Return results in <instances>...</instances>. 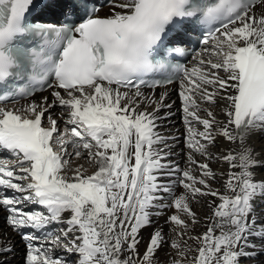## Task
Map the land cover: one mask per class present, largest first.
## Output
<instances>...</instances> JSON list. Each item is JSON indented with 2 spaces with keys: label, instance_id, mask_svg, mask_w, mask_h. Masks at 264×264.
<instances>
[{
  "label": "snow or ice",
  "instance_id": "6c2138e0",
  "mask_svg": "<svg viewBox=\"0 0 264 264\" xmlns=\"http://www.w3.org/2000/svg\"><path fill=\"white\" fill-rule=\"evenodd\" d=\"M47 6L0 0V98L45 88L51 97L0 106V153L15 157L0 156V208L25 242L23 264H161L156 253L165 245L164 264H264L257 259L264 257V172L257 171L264 160L250 142L264 132V0H108L103 17L92 0H71L59 25L28 19L33 7ZM185 22L214 29L202 43H211L203 51L215 60L198 53L192 66L172 63L184 49L173 46L170 30ZM172 77H179L183 169L164 163L171 153L158 149L167 139L158 121L172 115H159L172 107L168 93L157 100L141 90ZM144 101L151 111L141 110ZM221 102L223 120L213 110ZM220 137L236 147L214 157ZM84 154L96 171L77 166L68 175V158ZM213 159L228 164L219 174L227 176L223 193L211 186ZM156 173L179 174L185 191L157 203L173 182ZM197 195L219 203L209 204L207 231L189 236L197 223L189 198ZM29 204L35 207L26 210ZM164 208L176 210L165 219L173 235L157 225L141 252L140 232ZM12 252L10 241H0V264H10Z\"/></svg>",
  "mask_w": 264,
  "mask_h": 264
},
{
  "label": "bare ground",
  "instance_id": "6f19581e",
  "mask_svg": "<svg viewBox=\"0 0 264 264\" xmlns=\"http://www.w3.org/2000/svg\"><path fill=\"white\" fill-rule=\"evenodd\" d=\"M46 2L48 3L47 7H34V8L40 10L38 13H40L42 11L43 15L45 14V12H49L52 15H55L58 8H60L61 5H63V3L66 2V0H46ZM54 11H56V12L54 13ZM107 13H108V7H103L98 15L103 17ZM205 47H208L209 50H211V43H209L208 45H205L201 49V51L198 53H200L204 59L215 60L216 59L215 57H210L208 55V53H205L203 51ZM198 53H196L195 55H193L191 57L192 59L189 62L188 66H192V64L194 63L193 57L197 56ZM220 75L224 76L225 73L223 71H221ZM142 92L144 93L145 96H151V97H153V99H157V100L159 99V96L162 92L168 93V96L165 99L164 103L165 104H171L172 107H171V109H167V108L161 109L159 115L161 117H163L165 112H169V111L172 113V115H170L167 119H161L160 121H158L159 127L156 129V131H158L159 133H161L162 135H164L167 138L164 144H161L158 146V149H162V152H161L162 155L165 152L171 153V155H169L166 158V160L163 161L164 163H167L168 161H172L174 164L179 165V167L181 169L185 168L186 167V149H185V145H184V125L182 123V115L183 114H182V111L180 110L181 109V101H180L179 96H178L179 81H177L176 83H173V85L169 86L168 88L165 87V88H159V89H154V90H142ZM43 96H49V99H51V97L49 95V90H48L45 93H42L39 95H34L33 97L28 98L27 100L22 101L18 104L6 105V107L11 108V107L15 106L16 108H19L22 105L30 102L31 100H35V101L39 102ZM222 106H223V102L218 104L213 109L214 111H216L218 113L217 119H219V120L224 119L223 114L220 113V108ZM145 107H147L148 111H151L152 107H154V105H149L148 101H144L141 104V110H144ZM204 107H207V105H204ZM61 111H62V109H60V108H54L51 110V114H54L56 112V115L58 116L61 113ZM201 115L203 116L205 114L203 112H201ZM45 123H46V120H45ZM194 126L197 128H200L202 130V126H200V125H194ZM62 127H63V125H61V128ZM173 137H175V139H173ZM250 142H254L255 151L260 153V155L257 157V159L264 160V132H259V133L255 134V136L252 138V141H250ZM233 147H236V145L228 144L222 137H220L217 139L216 145L214 147L210 148V151L213 153V156L215 157V155H217V154L226 153L230 148H233ZM175 149L180 151V153H181V150H183L185 152V155L183 157L177 156L179 154L175 153ZM68 150H69V152H71L72 151L71 147H69ZM83 156H84L83 158H88L86 154H84ZM196 159L202 160L203 158L200 157L199 155H197ZM86 161L89 162L88 159ZM89 165H90V169H83L82 168V170L85 171L86 174L90 175L94 171H96V167L93 163H90V162L88 163V166ZM77 166H80L79 162H77L76 164L74 163V165H69L68 168L70 170L67 172V174L71 175L72 174L71 170H74ZM210 166L213 169V171L217 173L216 180L211 182V186L213 189L219 190L221 193H223L224 192V181L227 179V176L226 175L221 176L219 174L220 173H225V174L227 173L228 164L224 163L222 161H218L216 159H213L210 163ZM257 171L258 172H264V169H258ZM156 175H158L160 178L159 182H162L163 178H165V183L173 182L171 194L162 193V195L164 196V200L163 201H157V203H170L171 199L174 196H178L185 191L183 189V187L177 182L179 174L174 175V176H163L160 173H156ZM213 201H215V203H219V200L212 197V196L197 195L194 198H192L190 196V198H189L190 207H191L192 211L196 214L197 223H195L194 225L190 223V229L188 231L189 236H199L203 232L207 231V226L209 224H211L212 221L206 220V217L211 216V208L209 207V204ZM25 207H26V210H31L35 206L29 204V205H26ZM40 210L43 211V209H40ZM157 210L158 209H155V208L152 209L153 212H155ZM160 211H162V215L152 216V220H153L152 227L144 228L140 232L141 241H140V245H139V250L141 252H143V250L146 246V242L149 239L150 233L153 231V228L156 227L157 225L163 226L164 232L167 234V236L173 235L170 232L171 225L165 224V219L167 216L173 214L176 210L174 208H171V209L164 208ZM6 215L7 214L3 210V208H0V241H10L11 242V246L13 247V252L9 254L10 264H23L24 252H25V242L22 240L19 233L13 231L8 226L7 221L4 220V216H6ZM63 215L65 218H67L69 213L66 212ZM184 218L187 219V217H184ZM53 227H62V225H54ZM49 230H52V229L50 228ZM24 231H28V229H25ZM188 244L192 245L193 247L196 246V242L193 240H188ZM166 249H167V245H165L164 248H162L161 250H159L156 253V259H158L161 262V264H164V261L167 259V257L165 256V250ZM53 254L54 255H63L64 253L62 251L57 250ZM192 254L194 255L195 253H192ZM174 255L175 254L173 253V256ZM261 258H264V257H257V259H261ZM241 264H256V262L253 260H243V262H241Z\"/></svg>",
  "mask_w": 264,
  "mask_h": 264
},
{
  "label": "rangeland",
  "instance_id": "374dc122",
  "mask_svg": "<svg viewBox=\"0 0 264 264\" xmlns=\"http://www.w3.org/2000/svg\"><path fill=\"white\" fill-rule=\"evenodd\" d=\"M55 108H60V107H55ZM61 109V108H60ZM55 114V115H54ZM53 114V116H54V118L57 116L56 115V112ZM262 139V138H261ZM178 149V148H177ZM177 149H175V153L176 154H179V155H177V156H184L185 155V152L183 151V150H181V153H180V151H178ZM173 151V150H172ZM175 154V155H176ZM182 154V155H181ZM84 156H82L81 158H75V157H69L68 159H69V165H74V163L76 164L77 162H79V165L80 166H82V168L83 169H90V165L88 166V161H86L88 158H83ZM86 159V160H85ZM77 160V161H76ZM89 160V159H88ZM68 165V166H69ZM86 167V168H85ZM89 167V168H88ZM164 176V175H163ZM164 181V182H163ZM162 183H165V178H163V180H162ZM262 206V208H264V205H261ZM260 206V207H261ZM4 220L6 221V217H4ZM3 220V221H4ZM257 243H258V241H257ZM241 262H243V260L241 261Z\"/></svg>",
  "mask_w": 264,
  "mask_h": 264
}]
</instances>
